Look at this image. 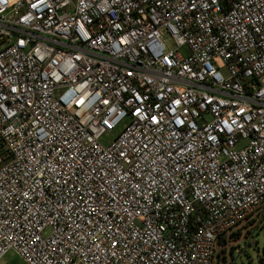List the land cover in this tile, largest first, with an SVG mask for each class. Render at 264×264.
<instances>
[{"label": "built area", "instance_id": "obj_1", "mask_svg": "<svg viewBox=\"0 0 264 264\" xmlns=\"http://www.w3.org/2000/svg\"><path fill=\"white\" fill-rule=\"evenodd\" d=\"M263 209L264 0H0V259L217 264Z\"/></svg>", "mask_w": 264, "mask_h": 264}, {"label": "rangeland", "instance_id": "obj_2", "mask_svg": "<svg viewBox=\"0 0 264 264\" xmlns=\"http://www.w3.org/2000/svg\"><path fill=\"white\" fill-rule=\"evenodd\" d=\"M117 131L104 137L102 142L112 138ZM241 230L236 239L233 235H225L226 244L217 246V264H264V209L254 217L251 224H242L236 228ZM231 233V234H232ZM0 264H25L15 253L8 252L0 259Z\"/></svg>", "mask_w": 264, "mask_h": 264}, {"label": "trees", "instance_id": "obj_3", "mask_svg": "<svg viewBox=\"0 0 264 264\" xmlns=\"http://www.w3.org/2000/svg\"><path fill=\"white\" fill-rule=\"evenodd\" d=\"M253 220L249 221L246 223V225H249L252 223ZM241 233V230L240 229H237L234 233L230 234V235H233V237H235L236 239L239 237ZM225 245L226 244V240L225 238H222L220 241H218V245Z\"/></svg>", "mask_w": 264, "mask_h": 264}]
</instances>
